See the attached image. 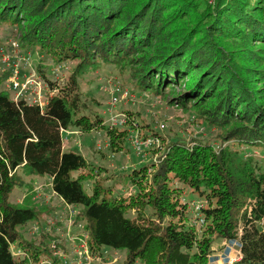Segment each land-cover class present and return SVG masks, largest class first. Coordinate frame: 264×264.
Returning a JSON list of instances; mask_svg holds the SVG:
<instances>
[{
  "label": "trees",
  "instance_id": "trees-1",
  "mask_svg": "<svg viewBox=\"0 0 264 264\" xmlns=\"http://www.w3.org/2000/svg\"><path fill=\"white\" fill-rule=\"evenodd\" d=\"M5 21L23 33L22 43H31L34 34L35 44L54 61L73 57L78 63L64 85L45 78L50 90L43 108L15 101L0 89V264H30L44 255L58 260L48 243L59 238L57 232H41L36 241L24 238L18 228L33 219L40 223L50 213L35 199L34 185L22 199L34 205L10 199L23 182L20 168L49 174L55 194L82 205L71 224H80L75 240L86 238L92 254L100 255L102 245L126 248L125 258L116 264L138 259L143 264H210L214 241L235 238L242 256L232 264H264V168L252 153L256 145L264 148V87L251 83L256 73L248 65L242 68L237 56L248 51L254 56L247 59L256 60L262 50L247 48L244 31L264 40V0H0V23ZM51 42L54 51L48 50ZM68 44L94 50L88 57L74 49L65 54ZM105 47L111 56L94 59V51ZM101 60L128 70L138 91L166 98L217 125L227 138L225 145L179 137L166 143L162 138L157 161L128 173L134 192L108 196L104 188L101 195L95 180L87 193L82 178L96 166L83 154L63 149L61 130L71 124L81 130L105 127L102 117L84 113L87 104L78 83ZM167 78L191 82L179 96L173 86L166 88ZM210 99L216 102L209 105ZM123 112L133 117L131 110ZM106 131L112 149H121L127 129L107 126ZM232 138L251 148L250 154L230 143ZM73 170L79 171L74 177ZM184 187L206 200L198 226L197 217L188 214V202L181 201ZM128 208L136 214L127 215ZM16 240L24 256L15 254ZM56 243L65 249L63 242Z\"/></svg>",
  "mask_w": 264,
  "mask_h": 264
},
{
  "label": "rangeland",
  "instance_id": "rangeland-1",
  "mask_svg": "<svg viewBox=\"0 0 264 264\" xmlns=\"http://www.w3.org/2000/svg\"><path fill=\"white\" fill-rule=\"evenodd\" d=\"M244 32L246 34L245 44H248L247 48L255 50L259 47L262 49L256 56V60H261L263 63L257 65L254 64L256 60L249 61L246 56H248V54L254 56V54L248 51H242L238 53L237 56L240 58V62L243 63L242 68L246 70V66L248 65L253 68V71L256 73V79L254 80L252 78L251 83L256 86L264 87V84L260 82V77L264 79V57H259L261 54L264 56V40H262L261 37L256 38L252 35H248L249 32L247 30ZM22 34L10 21L0 23V89L8 90L14 97V92L11 89L10 75L12 69L18 68L17 71L20 76L24 77V82H30L33 76L39 80L40 86L39 84L35 87L28 85L29 89L26 91V98L30 100V102H37V96L35 95L37 91L40 92V96L43 97L47 91L50 90L46 79H50L57 86L64 85L76 67L78 60L71 57V59H65L63 62H60V60L56 62L52 56L47 55L40 49L39 45L35 44L36 35H30L29 42L31 43L23 41L22 45ZM55 40L59 42L58 37ZM80 44H83L82 39L81 43H77L76 47ZM54 46L55 45H52L51 42L48 50L54 51ZM73 47H75V45H65L64 48L67 51L64 53L69 54L73 51ZM104 49L105 50L99 51L95 50L96 52L94 51L93 55L94 59L98 58V55L110 57L111 53L106 52V47ZM93 50V47L83 46L82 48L81 45L79 49H74V52H83V54L88 57L90 53H93ZM136 57H141V53H138ZM89 59H91V56ZM92 65H94V63ZM95 66L98 67L89 68L85 73L79 76L78 83L81 99L87 104V108H84V113L89 115L90 118L99 115L103 118L105 127L100 126L89 130H81L78 126L71 124L61 131L63 149L83 154L90 165L96 166L92 175H85L82 178V185L87 193H92V185L95 180L96 184H100L102 187L100 189L101 195L104 192V188L109 189L110 193L108 196L120 194L127 195L130 192H134L136 186L128 177V173L132 171L133 168H138L144 164H150L152 161H157L158 155L160 154V145L158 144L162 143V138L166 143H170L171 139L177 137L185 141H189L191 138L209 141L215 146L226 143L227 138L223 136V130L217 125L209 124L195 112L185 110L177 103L170 104L166 98L152 93L146 94L138 91L135 87V79L131 78L128 70L119 71L112 63H106L104 61H100L99 64ZM157 76H155V78H157ZM166 80L170 82L167 84L168 87L166 88L169 89L170 86H173L175 94L179 93V96L183 94L187 84L191 82L189 78L184 82L181 81V79L173 81V78H167ZM47 86L49 87L48 90L46 89ZM164 86H166V83L163 87ZM114 97L117 98V101H115L116 99H114ZM167 97L168 99H172L171 96ZM95 100H97V102H95ZM44 101L46 102V97L42 98V103H44ZM212 101L213 100L210 99L207 103L210 105ZM213 102L215 103L216 100ZM125 110H131L133 113V117L128 116L125 120L126 123L128 122L127 120L131 121L134 128L130 129V126L126 123L115 124L118 130L127 129V133L126 136L123 137L122 142H120L122 146L121 149L113 150L110 145V138L107 134L106 127L113 126L112 124H114V121L117 123L121 119L118 113ZM161 123H163V125H161ZM137 131L139 133L140 131L142 132L139 136L143 139L149 138L148 134L156 133L159 135L160 140H157L153 148L145 151V154L137 153L131 141V136ZM233 140L234 139H229L228 141L233 145L239 146V144ZM253 153L254 157H256L257 161L264 168V148L260 147V145H256L253 148ZM90 165L88 167H90ZM99 166L102 168L98 172L97 167ZM153 169L154 168H151V171ZM19 173L22 175L23 182L17 184L10 195V199L21 206L34 205L28 198L22 202L27 187L34 185V187L36 186L37 188L36 192L38 194L36 199L39 202L51 201V203H53V200H55V202L58 203L56 207L58 212L54 214L58 218H60L59 215L61 214L64 216L62 220L56 219L53 221L52 225L54 226V232H57L59 235L58 237L62 238L65 248L71 250L68 240L71 241L70 237L79 232L80 224L75 226L70 223L71 231L68 230L69 218H73L82 205L68 204L65 202L64 204L58 201L59 199H55L52 194L53 190L49 174H35L33 172H28V170L24 168H20ZM78 173V170H73L72 176L74 177ZM177 184L180 185V183ZM182 191L183 196L181 197V201H189L187 204L188 214L191 216L192 220H194V217H197L198 219H195V221L198 220V222H201L202 220L199 217L201 214L196 213L197 210L193 208L191 201L192 199L200 198V196L204 200V197L202 195L199 196L196 192L190 190L189 187H184ZM48 194H52V196L49 197L47 196ZM66 207L71 208L70 212L67 214L65 211L67 210ZM146 211L150 213L148 208ZM126 213L129 216H134L136 214L133 208H128ZM41 222L42 220H40V223ZM37 223L38 221L33 219L23 225H19L18 228L24 238L33 237L36 238V241L40 240V233L43 232V230L40 229L39 225L37 226L38 229L32 226ZM199 224L200 223L196 222V226ZM46 229L47 228H45V231ZM83 239L86 240V238ZM229 242H232V239H229ZM213 246H216L214 252H219V242L215 240ZM12 247L16 249L20 247L18 240L12 243ZM229 249V246L225 247L224 250L222 249L223 259L226 258V253ZM101 251L100 255L96 253L92 254L88 251L86 257L82 259L84 262L82 263L100 264L103 262L105 264H116L122 262L126 256V248H114L109 245H102ZM224 262H226V260ZM210 263L216 264L215 253L213 252L210 256ZM134 264H143V262L138 259Z\"/></svg>",
  "mask_w": 264,
  "mask_h": 264
},
{
  "label": "built area",
  "instance_id": "built-area-1",
  "mask_svg": "<svg viewBox=\"0 0 264 264\" xmlns=\"http://www.w3.org/2000/svg\"><path fill=\"white\" fill-rule=\"evenodd\" d=\"M37 84L38 83L32 79L30 80V82L26 81L23 83H19L17 75L15 74L12 78V88L18 91L16 99L18 98V96L22 95L23 93H26V91L29 89V86L35 87L37 86ZM36 96H37L36 97L37 101H39L40 92L37 91ZM125 121L126 120H125L124 115H121V119L117 123H124ZM115 123L116 121H114V124ZM154 140L155 139L153 137L143 139L139 136L138 132L134 133L131 136L132 144L138 153L143 152L145 148H148L149 146H151ZM199 207H200L199 203L195 204L196 209H198ZM54 219L55 217H52V216H49L45 219L47 231H49L51 225L53 224ZM71 220L72 218H69L68 230L70 227ZM33 227L36 228L35 225ZM76 238H77L76 235H73L70 237L71 241L68 240L69 248L71 250H68L66 248L62 249V247L57 246L56 242H59V243L63 242L62 238L49 240V247L51 249L52 255L57 256L58 260L53 259L52 256L44 255L42 258H40V260L32 261L30 264H83L84 262L82 261V259L86 257V254L88 252L87 244L83 238H79V237H78L79 242H76L75 241ZM230 248H231V251L227 255V261L229 263L233 262L234 260L239 259L241 256L240 250L238 248H235L234 245H232ZM14 252L17 255H21V256L25 255V252L21 249H18V250L16 249Z\"/></svg>",
  "mask_w": 264,
  "mask_h": 264
},
{
  "label": "clouds",
  "instance_id": "clouds-1",
  "mask_svg": "<svg viewBox=\"0 0 264 264\" xmlns=\"http://www.w3.org/2000/svg\"><path fill=\"white\" fill-rule=\"evenodd\" d=\"M18 29V28H17ZM22 45H23V43H22ZM43 52H45L47 55H50L48 52H46V51H43ZM102 61V60H101ZM58 62V61H57ZM60 62H63V61H60ZM59 62V63H60ZM100 62V61H99ZM99 62L97 63V64H99ZM105 62V61H104ZM107 63V62H106ZM77 65V64H76ZM114 66V65H113ZM96 67H98V66H95V65H93V67H90V68H96ZM17 69L18 68H14V69H12V73H11V75H10V82H11V89H12V91L14 92V97L11 95V97L15 100V101H19V100H21V99H23V100H25V101H27L28 103H30V104H37V105H39L41 108H43L44 106H45V101H44V103H42V98L43 97H46V94H45V96H40V99H39V101H35V102H30V100H28L27 98H26V93H23L22 95H20V96H18V98L16 99V96H17V90H15V89H13L12 88V78H13V76L16 74L17 75V78H18V81H19V83H23L25 80H24V77L23 76H20V74H19V72L17 71ZM75 69V68H74ZM32 78V80H35L38 84H39V86H40V83H39V80L35 77V76H33V77H31ZM42 80V79H41ZM45 80V79H44ZM48 86H47V90H48ZM127 91V90H126ZM36 95V94H35ZM115 98V97H114ZM116 100L115 101H117V98H115ZM114 101V102H115ZM119 114V116L121 117V115H124V117L126 118V115H125V113L124 112H120V113H118ZM126 123V121L124 122V123H119V124H125ZM115 124H118V123H115ZM115 124H112L113 126H115ZM161 125H163V123H161ZM63 129H66V128H62V130ZM61 130V131H62ZM138 132V131H137ZM135 133V132H134ZM139 133V132H138ZM142 134V133H141ZM139 135H140V133H139ZM149 136L148 137H153L155 140H154V142H153V144L151 145V146H149L148 148H145L144 149V151L143 152H140V154H145V151H148V150H150L151 148H153L154 146H155V144H156V142H157V140H160V138H159V135L158 134H156V133H153V134H148ZM232 139H234V141L236 142V143H238V141L235 139V138H232ZM227 140V139H226ZM160 144V143H159ZM158 144V145H159ZM213 144V143H212ZM220 145H225V143H221V144H219L218 146H220ZM213 146H215L214 144H213ZM217 146V147H218ZM239 146H241V147H245V153L244 154H250V150L249 149H251V148H249L246 144L244 145V143H242V142H240V144H239ZM254 148V147H253ZM137 152V151H136ZM247 152V153H246ZM138 153V152H137ZM252 153H253V150H252ZM183 201H185V200H183ZM191 201V200H190ZM205 199L203 200L202 199V197H200V198H196V199H192V201H191V205L193 206V208L195 209V210H197V212L196 213H200L201 214V208H202V206L205 204ZM187 202H189V201H187ZM66 203V202H65ZM197 203H199L200 204V207L198 208V209H196L195 208V204H197ZM70 210H71V208H69L68 209V212H70ZM49 216H52V217H55V219L54 220H56V219H58V217H56V215L55 214H47V215H45L44 217H43V219H42V222L41 223H37V224H33L32 226H36V229H38V225H39V227H40V229L41 230H43V232L45 231V228H46V224H45V219L47 218V217H49ZM75 216V215H74ZM59 217H60V215H59ZM200 217V219L202 220V216H199ZM73 219V218H72ZM196 219H198V218H196ZM72 221V220H71ZM57 222V221H56ZM202 222V221H201ZM201 222H198V220H197V223H201ZM54 230V226L53 225H51V227H50V229H49V231H51V230ZM69 230L71 231V225H70V227H69ZM46 231H47V229H46ZM55 231V230H54ZM77 237V236H76ZM61 238V237H60ZM76 241V240H75ZM76 242H79V241H76ZM85 242H86V240H85ZM48 243H49V240H48ZM86 244H87V242H86ZM232 245H234V247L235 248H238L239 250H240V253H241V248H240V241L237 239V238H235V239H232V242H229V239H223V241H222V243H221V245H220V250L221 249H223V248H225V247H227V246H229V247H231ZM213 247V246H212ZM87 248H88V251L89 252H91L90 250H89V247H88V245H87ZM218 248V247H217ZM214 249L215 248H213V253H214ZM219 250V251H220ZM230 251H231V248L229 249V251H227V253H226V258L225 259H223V257H222V253H220V255L219 256H217V257H219L218 259H215V261H216V264H224V263H227V264H232L234 261H237V260H239L240 258H241V256H242V253H241V256H240V258L239 259H237V260H234L233 262H231V263H229L228 261H227V255L230 253ZM212 254V253H211ZM211 254L209 255V263H210V256H211ZM219 260V261H218ZM226 260V262H224ZM211 264V263H210Z\"/></svg>",
  "mask_w": 264,
  "mask_h": 264
},
{
  "label": "crops",
  "instance_id": "crops-1",
  "mask_svg": "<svg viewBox=\"0 0 264 264\" xmlns=\"http://www.w3.org/2000/svg\"><path fill=\"white\" fill-rule=\"evenodd\" d=\"M34 189H35V191H37V188H36V186L34 187ZM37 192L35 193V199H36V197H37ZM53 195H54V198L56 199L57 198V200L58 201H61V202H63L64 203V201L61 199V197H59L57 194H55L54 193V191H53V193H52ZM52 194H48L47 196H49V197H51L52 196ZM37 200V199H36ZM38 201V200H37ZM40 203V205H43L44 207H46L48 210H49V212L50 213H48V214H54V213H56V212H58L57 211V206H58V203L57 202H55V200H53V203H51V201H44L43 203H41V202H39ZM65 204V203H64ZM67 208V210H65L66 211V214L68 213V209H69V207H66ZM45 215H47V214H44V216ZM63 216L64 215H60V218H58V219H60V220H62L63 219ZM67 216V215H66ZM75 227V226H74ZM221 243H222V241H219V247H220V245H221ZM218 247V246H217ZM213 248H216V246L214 247L213 246ZM223 250H224V248H223ZM215 253V259H218L219 257H217V256H219L220 255V253H222V249L219 251V252H214ZM219 261V260H218Z\"/></svg>",
  "mask_w": 264,
  "mask_h": 264
}]
</instances>
